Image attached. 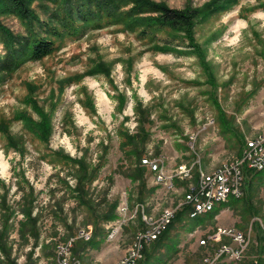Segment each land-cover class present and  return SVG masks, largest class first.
<instances>
[{"label":"rangeland","instance_id":"rangeland-1","mask_svg":"<svg viewBox=\"0 0 264 264\" xmlns=\"http://www.w3.org/2000/svg\"><path fill=\"white\" fill-rule=\"evenodd\" d=\"M152 1L182 10L187 6L201 8L210 0ZM34 6L39 18L46 20L47 15L36 3ZM1 21L14 33H24L15 17ZM167 37L157 33L155 41ZM50 39L56 47L53 54L25 63L0 84V119L10 120L15 111L23 109L28 83L37 87L34 95L41 106L48 108L52 94L58 99L48 144L37 141L19 122H11L10 131L23 138V157L6 150L0 137V180L4 184L0 186V233L8 213L2 214V196L5 206L15 212L3 239L7 258L0 261L58 264L57 248L70 243L69 258L79 264H114L127 255L137 233L147 229L143 216L151 218L153 225L167 212L175 211L174 216L180 212L179 218L166 238L158 245L155 241L159 237L144 244L146 256L142 251L137 264H264V237L256 221L264 204V170H247L248 184L239 199L229 197L197 217L183 210L187 189L199 171L212 173L234 161L246 142L264 133V0H238L231 9L195 27V40L205 63L197 54L152 52L147 41L123 31L120 25ZM3 55L0 44V58ZM99 61L110 67L108 77L86 76L57 97L60 80L83 73ZM83 88L91 95L95 114L80 105ZM118 93L126 96L120 111ZM133 93L148 116L145 128L150 134L143 145L142 181L136 182L128 177L135 164L120 148V133L132 135L138 128ZM221 121L228 122L231 131L224 133ZM55 151L84 159L89 170L97 168L95 179L84 185L85 203H78L71 192L77 185L76 168L57 160L52 154ZM143 160L162 161L167 174L185 164L191 167L193 179L176 177L171 188L156 185ZM28 186L33 189L27 197L32 200L37 232L34 239L24 228V240L19 233L23 220L19 209L24 194L29 193ZM113 203L115 220H102ZM122 204L129 213L119 225ZM228 228L248 239L239 261L216 258L219 248L230 244L227 238L212 237L202 245L205 237ZM114 229L117 233L111 238Z\"/></svg>","mask_w":264,"mask_h":264},{"label":"trees","instance_id":"trees-1","mask_svg":"<svg viewBox=\"0 0 264 264\" xmlns=\"http://www.w3.org/2000/svg\"><path fill=\"white\" fill-rule=\"evenodd\" d=\"M237 2L238 0H210L201 8L187 6L185 9L176 10L169 8L165 3L152 0H0V44L4 49V55L0 58V84L6 76L17 71L25 63L37 62L53 54L56 47L50 38L59 39L65 36H79L88 28L100 29L113 25H120L123 31L134 33L138 39L147 41L146 44H149V49L152 52H169L177 55L197 54L201 62L205 63L202 49L195 40V27L198 24L206 23L213 16L226 12ZM35 3L37 8L47 15L46 20L39 18L34 6ZM45 3L52 4L53 8ZM127 6H129L128 9L124 10ZM8 16L15 17L23 25L24 33H14L3 24L1 18ZM157 33H165L168 37L161 42L155 41ZM109 68L102 61L93 62L83 73L74 74L60 80L57 86V97L63 94L66 87L79 83L86 76L104 75L108 77ZM26 88L27 94L21 102L24 105L23 109L15 111L10 120L0 119V137L5 141V149L13 150L22 157L26 152L23 138L10 131V123L19 122L21 127L37 141L48 144L52 133V117L58 106V99L54 98V94L50 97L51 101L48 108H45L38 103L34 95L37 87L28 83ZM83 92L84 98L80 101V105L88 110L90 114H95L91 95H89L86 88L82 89ZM117 98V107L120 111L125 105L126 96L124 93H118ZM132 99L135 102L133 108L137 116L138 128L136 133L132 135L127 131L120 133L122 138L120 148L126 158L133 160L131 164H135V169L128 177L132 182H136L138 180L142 181L144 169L140 164L144 151L143 145L150 134L145 128L148 116L140 107L135 93H133ZM221 123L224 133L231 131L228 122L221 121ZM238 142L243 143L242 137H239ZM138 144H141L139 148ZM52 154L57 160L76 168L77 185L71 192L74 193V198L77 199L78 203H85L84 185L95 179L97 168L89 170V166L84 159L72 158L61 151H55ZM243 173L244 189V186L248 184L246 179L247 169L243 168ZM0 186L4 187L1 180ZM17 187L19 190L24 188L20 184ZM28 191L29 193L24 194L19 209L23 215V220L20 221L19 233L24 240L27 239L25 238L24 228H28L27 232L34 239H36L37 232L35 227L37 219L31 214L32 200L27 197V195H32L33 189L31 186H28ZM1 200V208L4 210L2 214L5 216L6 212L8 213L7 217H4L3 230L0 233V253H3L0 258H7L3 239L7 236V230L10 227L8 220L15 212L5 206L4 196L1 197ZM115 208L116 203H113L102 217V220L107 222L115 220ZM183 210L190 214L193 209L190 205H186ZM179 214L180 212L174 216L166 230L155 241L157 245L166 238L167 232L179 218ZM89 243L93 245L92 241H89ZM145 252L146 249L143 251L146 256ZM9 263L14 264L13 262ZM0 264H3V262L0 261Z\"/></svg>","mask_w":264,"mask_h":264},{"label":"built area","instance_id":"built-area-1","mask_svg":"<svg viewBox=\"0 0 264 264\" xmlns=\"http://www.w3.org/2000/svg\"><path fill=\"white\" fill-rule=\"evenodd\" d=\"M143 164L147 165L154 174L156 185L170 188L176 177L180 180L191 181L193 179L191 167L185 164L179 165L175 171H171L169 174L166 173L165 170L167 168L162 161L149 162L143 160ZM243 168L257 172L264 170V134L251 138V142H246L239 161L226 163L225 170L219 171V173H207L203 171L197 173L196 181L189 185L184 197V202L193 209L190 215H202V211L210 210L211 205L214 203L218 201L226 202L229 194H236L238 199L241 198L244 184ZM174 212L161 219V228H152V219L143 216L144 222L148 225L147 229L137 233L135 244L131 246L127 255L114 264H137L141 259L144 244L156 240L163 233L174 218ZM128 213L126 205H120L118 208L119 219L117 220L119 225L127 220ZM256 221L261 235L264 237V204L262 205V216L261 218H257ZM116 233L117 229L112 230L111 238ZM212 237H219V240L221 238L229 240L230 244L222 245L218 250V257H216L219 259L224 256L229 261H239L242 253L245 252V245L249 243L247 237L242 232L234 228H228L226 232L215 233L212 236L205 237L202 240V245H205L206 241H211ZM69 244L57 248L58 264H79L78 261L69 258ZM254 264L257 263L254 262Z\"/></svg>","mask_w":264,"mask_h":264},{"label":"bare ground","instance_id":"bare-ground-1","mask_svg":"<svg viewBox=\"0 0 264 264\" xmlns=\"http://www.w3.org/2000/svg\"><path fill=\"white\" fill-rule=\"evenodd\" d=\"M264 134V133H263ZM248 142H251V140H249ZM236 161H239V158H237V159H235L234 161H232V162H227V163H233V162H236ZM226 169V163H224L223 165H221L218 169H216L214 172H212V173H219V171H222V170H225ZM172 186V185H171ZM171 188V187H170ZM229 197H233V198H235V199H238V197H237V195L236 194H229L228 195V198ZM218 203H225V201H218L217 203H214L213 205H211V207H210V210H206V211H202V214H206V213H209V212H211L212 210H213V208H214V206H215V204H218ZM170 213H173V211H169V212H167L166 213V215H163V217L162 218H164V217H166L168 214H170ZM165 214V213H164ZM197 215H200V214H192L191 216H197ZM161 218V219H162ZM161 219H160V221L158 222H156V224H153L152 225V228H161ZM221 232V231H220ZM135 244V240H134V242H133V245ZM247 247V245H245V248ZM242 256H243V253H242ZM242 258V257H241Z\"/></svg>","mask_w":264,"mask_h":264}]
</instances>
